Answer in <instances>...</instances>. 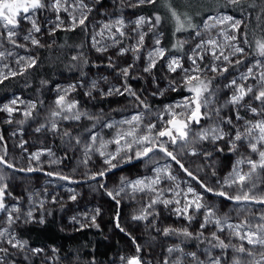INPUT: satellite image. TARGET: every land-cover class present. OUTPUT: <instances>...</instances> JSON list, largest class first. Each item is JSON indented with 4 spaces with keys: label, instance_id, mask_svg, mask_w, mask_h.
Listing matches in <instances>:
<instances>
[{
    "label": "snow or ice",
    "instance_id": "6c2138e0",
    "mask_svg": "<svg viewBox=\"0 0 264 264\" xmlns=\"http://www.w3.org/2000/svg\"><path fill=\"white\" fill-rule=\"evenodd\" d=\"M100 2L0 0V84L25 76L37 67L39 57L32 55L31 49L51 48L55 44L54 40L50 44L42 43L45 33L54 37L57 32H76L79 29L88 37L95 52L104 54L115 49L116 57L130 55L133 61L120 67L109 56L106 66L116 72L121 83L104 90L99 87V81L93 80L90 90L84 95L93 97V91H96L102 97L128 96L135 102V111L118 120L106 117L103 110L94 114L83 109L80 101L71 96L77 87H84L83 83L64 88L58 86L57 96L43 119L39 118L37 111L38 103L42 106V101H25L16 96L0 104V113L7 114L4 123L21 126L11 135L22 136L23 126L35 121V133L51 132L59 135L70 147L79 148L83 153L82 164L87 165L93 155H98L107 167L86 173L91 180L105 177L121 163L133 159L145 160L152 175L121 178L115 190L106 189L104 184H100V188L105 189L117 206L122 199L136 201L139 196L144 200L139 211L131 217L134 221L152 224L149 217H159L158 205L168 209L178 220L186 221L181 227L155 228L153 225L161 236L176 237L179 241L163 250L164 255L157 264H264V34L258 37L255 33L250 34L245 30L246 19L217 10L232 7L243 12L245 7L257 8V0H207L201 7H207L210 13L215 11L216 14L205 15L200 23L195 22L199 11L193 15L187 10L180 11L172 0H163L168 13L167 22L172 28L170 46L162 44L163 31L159 29L165 18L160 13L139 15L134 20L113 13L103 22H93L94 6ZM157 2L128 0L127 6L137 8L156 5ZM186 6L192 7L191 0H186ZM259 11L261 15L256 17V27L264 33V4ZM186 32L190 33L187 38L181 35ZM149 36L152 38L150 45L146 43ZM21 49L28 54L21 55L18 51ZM81 59L85 65L88 63L82 52L72 56L73 61ZM140 61L144 62L142 71L146 74H153L158 65L171 74L170 78L165 77L167 87L163 89L153 76L157 90L151 95L164 96L169 91L186 94L178 101L154 109L128 83L130 77L138 78L132 76V72ZM225 74L231 75V78ZM217 77H224L227 82L214 87ZM100 80L107 83L108 77H101ZM41 83L46 84L47 81ZM222 90H227L226 96H223ZM17 114L20 119H15ZM82 120L92 123L74 135L71 126H79ZM64 123L69 127H62ZM221 142L228 146V151L235 154L236 159L223 176L212 167L210 176L213 183H207L185 167L182 156L211 158L213 151L207 150L204 145H212L214 151L223 152L224 148L219 146ZM27 143V140L21 139L16 146L28 152ZM44 156L55 157V153L50 147L38 148L28 153L27 168H17L8 158V144L4 135L0 134V264H17V255L28 262L45 252L44 248L32 247L28 239L20 236L19 230L21 225H44L45 203H57V198L53 196L46 201L40 192H30L27 203L31 206L25 207L23 197H17L10 191L11 177L3 171L4 168L29 173L43 171L44 161L41 158ZM162 160L177 165L203 191H197L190 184L182 188L172 172V164H161ZM47 162L50 165L60 163L56 158ZM198 170L203 172V166ZM45 175L68 183H80L60 172L48 171ZM166 181H171V185L161 187ZM44 191L46 193V189ZM205 192L236 205L233 209L235 215L221 213L216 203L205 200ZM37 197L40 199L37 200ZM69 199L76 201L77 195L73 194ZM256 205L260 207H254ZM93 211L91 215L84 212L70 218L71 222L79 225L77 230L99 228L96 221L101 209L97 207ZM197 217L200 218L199 227L191 231ZM115 221L116 227L126 232L120 223L119 210ZM126 234L132 240L134 252L121 255V264H152L141 255L144 248L136 238ZM189 240L206 241L207 247L199 253L186 251L185 242ZM217 249L220 251L217 252ZM229 250L234 253L230 258L226 255ZM52 252L56 253L58 249L53 248Z\"/></svg>",
    "mask_w": 264,
    "mask_h": 264
},
{
    "label": "rangeland",
    "instance_id": "374dc122",
    "mask_svg": "<svg viewBox=\"0 0 264 264\" xmlns=\"http://www.w3.org/2000/svg\"><path fill=\"white\" fill-rule=\"evenodd\" d=\"M163 3V0H161ZM128 0H101L99 4H95V11L92 13L91 19L93 22L95 21H105L108 18L112 16L113 13H118V14H123L126 19H131L134 20L137 16L139 15H145L144 13L140 12V7L137 8H131L127 6ZM147 6V5H146ZM180 11H189V8H187L186 5H183L181 7H178ZM203 8V7H202ZM162 9H163V16L165 18V22L161 24L160 29L163 31V37H162V44L164 46H167L165 44V37L169 36L171 40L173 41L172 33L168 32L169 34L166 35L165 28L166 26H169V23L167 22L168 19V13L166 8L162 4ZM204 9V8H203ZM203 9H198V10H192L189 11L192 14H195L197 11L202 12ZM220 12H224L225 14H230L233 15L227 11L223 10H218ZM207 14H216L215 11L212 13H206L204 15H200L199 17L195 18L196 23H200V21L203 19V17ZM237 18H244L247 19V14L244 12L234 14ZM183 37L187 38L189 37L190 33H183L181 34ZM77 46L78 45H83V47H75V48H81V51L84 54V57L88 59L89 62L93 65L92 69L90 71H87L86 75L84 74L81 76L79 75H73V76H63V75H58L56 79L52 83L48 82L46 84H42L41 81H46L44 78H41L40 80H37V87L30 92V94L25 95L19 91L8 94L2 98H0V104L7 103L10 101L12 98L16 96H20L23 100L25 101H42L43 105L40 106L38 103V114L39 118L43 119V117L46 115L47 110L49 107L52 106L53 101L55 97L57 96V87H67L70 84H80L83 83L84 87H77L76 91L71 93V96L77 100L80 101L81 107L83 109H86L87 111L96 114L94 110L95 107L92 106L94 103L97 105L99 101L101 103L104 102L105 97H102L99 92L93 91V97H88L85 96L84 93L87 90H90V84L91 81L97 80L99 81V87L101 89L107 90L108 87L112 85H119L121 83V80L119 77H117L116 72L111 69L106 67L107 65V58L109 56H112L114 60L117 61L120 67L126 66L128 63L133 62L132 57L125 56V57H116L115 55V49H110L108 52L104 54H100L95 52V50L91 47L90 42L88 37L85 36V34L79 30L77 32ZM76 38V36H75ZM55 41V44L51 48H32L31 49V54L34 56H38V51L40 49H47L48 54H58L61 52V55H77L80 52L76 51H68L69 53L64 52V50H56L55 45L58 43L57 36H49L46 33L42 36V43L45 44H50L52 41ZM147 44L152 43V38L149 36V38L146 41ZM59 45V44H58ZM21 55H27L28 53L24 52V50H18ZM48 56V55H47ZM52 57V56H51ZM55 57V56H54ZM52 57V58H54ZM250 58V57H249ZM72 60V56L70 57ZM78 63V62H74ZM144 66V62L140 61L139 66L132 72L133 76H136L138 78L143 79L144 85L138 84L136 85L135 83H130L131 87L137 91L138 94L142 96V98L146 99V101L153 106L154 109H160L162 108L165 104L172 103L174 101H178L182 95H185L183 91L181 92H166L164 96H153L151 93L155 92L157 90L156 88V83L153 82V76L156 77V82L159 84L160 88L163 89L167 87V79L165 77L171 76V74L167 73L165 69L160 67L158 65V68L154 70L153 74H146L142 71V68ZM229 79L231 78V75L225 74ZM107 76L108 77V82L105 83L102 80H100L101 77ZM227 80L224 77H217L216 81H214V87L216 86H222L224 83H226ZM177 93V94H175ZM223 96L227 95V90H222ZM134 100L131 97L124 96L123 99H121L118 103L116 102H111L108 101L107 105L110 107L111 110L108 111L107 107V113L110 114V117L113 119H120L122 116H127L129 115L132 111H135L133 105H134ZM98 108V107H97ZM96 108V109H97ZM93 109V111H92ZM244 115V113H242ZM21 117L19 114L16 115L15 119H20ZM249 118H251L249 116ZM7 119V114L6 113H0V134H3L5 137V141L8 144V149H15L17 150L19 156L21 159L25 161V168L29 166V159H28V153L36 151L38 148H44V147H50L52 151L55 153V157H47L44 156L42 157L43 167L44 168H49L52 169L55 172H63V174L67 175H72L77 176L78 178H84L81 177L83 176H88L86 173L91 174L94 170V168L98 170H102L106 165L103 164L102 159L98 155H93L92 160L87 164L84 165L81 163V160L83 159V153L82 151L75 147L72 146L70 147L68 144L64 143L63 140L59 135H53L51 132L48 133H40L37 134L34 132V128L36 127L35 121H29L27 124L23 126V135H17V136H12L11 133L13 131H16L18 128L21 126L13 123V124H6L4 123V120ZM85 125L90 126L91 121L84 120L83 121ZM5 128V131L3 129ZM62 127L67 128L69 125L67 123H64ZM79 126L73 124L71 126V131L74 133L81 132L82 130L78 131ZM99 127V126H98ZM105 132H108V130H104ZM39 137V140L37 139ZM27 140L28 143L25 145V147L28 149V152H23L22 149L17 147L16 145L20 142V140ZM220 147L224 148L223 152L230 153L228 151V146L224 143L221 142ZM204 147L209 150L213 151V155L211 158H208V165L204 166L203 163H197V166L200 168L203 166L204 171L201 172L198 169L196 170V175L201 177V179L206 180L208 183H213V178L210 176V172L212 170V167L214 166L215 169L217 170L218 174L220 176H223L226 171H228L232 165L233 160L236 158L235 154L230 153V159L224 160V154L223 152H217L213 150L212 145L205 144ZM243 151V149H242ZM190 157H195L198 159L199 157L203 156H182L181 159L184 163H187L190 165L191 159ZM56 158L59 159L60 163L50 165L47 161ZM205 158V157H203ZM164 163H169L167 160H162L161 164ZM36 166V165H33ZM2 167V166H0ZM78 168V169H76ZM3 171L5 172L6 175L11 177V180L9 181V186H10V191L17 196V197H23L22 204H24L25 207H30L27 203L28 200V193L32 192H40L41 197H43L46 201L50 200L51 197L55 196L57 198V203H50L46 202L45 203V209L47 211H56L59 210V214L57 215L58 217V224L59 227L65 231H75L79 228V225L71 222L70 218L73 215H78L82 214L84 212H87L89 215L94 214V209L99 207L101 211L103 210L101 208V205L99 204L98 197H101V194H106L104 188H100V184H104L105 188L108 190H115L119 185L121 178H128V179H135L137 177L145 176V175H152V173L149 171V165H147L146 161H143L141 165L139 166L138 170H132L129 173H121L117 177L112 178V179H107L103 182H93L88 185L83 184L81 187H75L74 185H68L65 188L63 187L65 182L62 183H57L55 180L50 179L49 177L43 176L37 180L36 178H23V177H13L12 174L9 172V169L4 168ZM84 171V172H83ZM95 172V171H94ZM93 172V173H94ZM172 172L174 175L178 177V182H180L181 187H185L187 184H190L191 186L195 187L197 191H201L202 189L199 188V186H195L194 181L189 179L188 177H184L172 168ZM80 176V177H79ZM171 181H166L164 184L161 185V187H167L171 185ZM46 189V193L45 190ZM72 191H69V190ZM77 195V200L76 201H71L69 197L71 195ZM170 195V194H168ZM205 196V194H204ZM140 199L139 207L134 208L136 209L137 213L139 211V208L141 204H143L145 201L142 200L139 196L137 197ZM37 200L40 199V197L36 198ZM205 200L209 202L207 197L205 196ZM11 202V201H10ZM157 210L161 211L163 214L167 216V220H169L171 223H167V220L162 222L160 225H155V228H163L166 226H173V227H181L185 226L186 221L183 219H177L173 214H171L168 209L163 208L162 206H157ZM134 213V214H135ZM97 217V224H102L105 222V217L103 212L100 213ZM232 214V213H231ZM39 215V213H37ZM161 215V214H160ZM160 215L158 218H155L154 221L152 222V226L156 221L160 219ZM132 216L129 217V221H134L131 219ZM103 218V219H102ZM46 219V215H45ZM82 222L83 219L81 217ZM100 220V221H99ZM150 220V219H149ZM140 222H146V221H140ZM199 222L200 218L197 217L195 221H193L190 230L191 231H196L199 227ZM33 225H40L38 223H32ZM29 225V224H27ZM22 226V225H21ZM20 226V229H21ZM96 228V227H95ZM153 233L155 234V239H152V236H146V238H140V236H134L136 238V241L144 248V251L141 253L147 260L152 261V264H157V262L162 258L164 255V249L169 246L170 244L173 243H178L179 241L175 239V237H170V238H165L161 236L159 233L157 234L156 231L154 230L153 227ZM128 237H130L128 235ZM233 243H238V241H233ZM152 244V246H150ZM128 245H131V249L133 251L131 252H123V253H118L114 255L111 259V262L108 264H121L119 257L121 255H131L134 252V245L132 243V240L128 239ZM185 247H187V244H185ZM45 249V252L36 257H32V259L28 262L23 261L22 257L20 255H17L15 258L17 260V264H92V263H87L84 259L77 258V260L67 263L65 260H61L59 255L56 253L52 252L53 247H41ZM145 248H149V250H146ZM195 251H197L195 248L191 247ZM219 252V251H217ZM151 253V254H150ZM226 255L230 258L234 253L232 252H227ZM48 258L47 260L45 258ZM227 264V262H226Z\"/></svg>",
    "mask_w": 264,
    "mask_h": 264
},
{
    "label": "trees",
    "instance_id": "16d2710c",
    "mask_svg": "<svg viewBox=\"0 0 264 264\" xmlns=\"http://www.w3.org/2000/svg\"><path fill=\"white\" fill-rule=\"evenodd\" d=\"M172 2L173 5L176 7H181L183 5H186V0L185 2H182V0H172ZM206 2L207 0H191L192 7L189 8V11L194 10L195 12V10L204 8L202 12H200V15L210 13L207 7H203V8L201 7V5ZM162 4H163L162 1L158 0L156 5L141 6L140 12L146 14L147 16H151L153 13L158 12L161 14V16H163ZM262 4H264V0H257V8L252 9L245 7L243 11L244 13L247 14L246 20L248 21L245 30L248 31L250 34L255 33L257 37L259 35L264 34L261 33L260 29L256 27L257 25L256 17L261 15L259 9ZM217 10L227 11L233 15L241 13L239 9L232 7L219 8ZM165 31H166V35L169 34L168 32L172 33V28L170 24L169 26H166ZM77 32H79V29H77L76 32H57L56 36L58 43L55 45V49L60 50L61 48V50H64V52L66 53H69L68 51L80 52L81 48H75L78 44ZM171 43H172L171 38L169 36H166L165 44L167 46H170ZM73 53L71 56H73ZM60 54L61 52L58 54H52V52L51 54H48L47 49H40L38 51L39 63L37 67L30 70V72L25 76H17L14 79H9L5 81L4 84H0V98L17 91L25 95H28L37 87V80H40L41 78H44L46 81L52 83L54 79L57 78L58 75L82 76L84 68L88 67L91 63L89 62V60H87L88 63L85 65L83 59L79 61H73L70 59L71 57L70 55L59 56ZM51 56L52 57L55 56V57L52 58ZM74 62H78V63H74ZM128 83H135L136 85L140 84L139 81L137 82L130 78L128 79ZM121 99H123V97L116 96L109 98V101L113 100L114 102L118 103ZM92 106H94V104ZM80 125L77 129L78 131L83 130L84 127H87V125H85L84 123H81ZM3 129L5 131L4 127ZM75 134L76 133H74V135ZM8 150H9L8 158L13 163H15L17 167L25 168V161L20 158L17 150L15 149H8ZM223 154H224V160L228 161L230 159V153L223 152ZM43 170L53 171L52 169L44 168V167ZM9 172L12 174L13 177H19V178L31 177L39 180V178L43 177V175L36 173L21 174L11 170ZM60 173L63 174V172ZM68 176H72V175H68ZM55 181L62 183V181L60 180H55ZM88 184L90 183H87L85 185ZM82 185L83 184L74 185V186L79 188ZM204 194L209 200V203H216L218 205L221 213H232L233 216L235 215L233 209L237 207L236 205H233L231 202L225 201L219 197L212 196L206 192ZM98 200H99V204L101 205V208L103 209L101 212H103L104 215H106L105 222H103L101 225L99 224V228L85 227L83 230H75L71 232L65 231L59 227L58 217H57V215L59 214V210H56L54 212L47 211V212H51V215H47V212L45 213L46 223L44 225H39V226L33 224L22 225L21 229L19 230V234L23 238L28 239L32 247H53L58 249L57 255H59L61 260L63 261L65 260L67 263L73 262L77 260V258H81L84 259L87 263H92V264H108L111 262V259L114 255L118 253H123V252L129 253L133 251V249H131V245H128V239L130 240L131 238L128 237L126 233H130L132 237L140 236V238H146V236H152V237L155 236V234L152 231L153 226L148 221L140 222V221L128 220L129 217L136 212V209L134 208L139 207L140 202L138 201H140V199L137 198L136 201L122 199L121 204L119 206H117L116 203L110 197L107 196V194H101V197H98ZM254 207L259 208L260 206L256 205ZM118 210L120 212L121 226L125 228L126 232H121L116 227L115 216ZM159 212L161 214L160 219L158 221L155 220L153 224L154 226L158 224L160 225L162 222H164L163 219L165 221L167 220L166 219L167 216L163 214L161 211ZM149 219L152 222L154 221L153 217H149ZM167 223L170 224L171 222L167 220ZM206 235H207V231H206ZM175 239L177 240L176 237ZM185 244H187V247L195 248L198 253L202 249L207 247L206 241L204 243H200L196 240H189L186 241ZM198 244L199 247H197ZM150 246H152V244H150ZM145 249L149 250V248H145ZM216 251H220V250L217 249ZM228 252H231V250H229Z\"/></svg>",
    "mask_w": 264,
    "mask_h": 264
},
{
    "label": "flooded vegetation",
    "instance_id": "af4514ba",
    "mask_svg": "<svg viewBox=\"0 0 264 264\" xmlns=\"http://www.w3.org/2000/svg\"><path fill=\"white\" fill-rule=\"evenodd\" d=\"M92 67H93V65L90 63V65L88 66V67H86V68H84V71H83V73H82V75L84 74V76L86 75V73H87V71H90L91 69H92ZM107 67V66H106ZM70 76H72V75H70ZM133 76V75H132ZM81 77V76H80ZM81 79H83L82 77H81ZM130 79H132L131 77H130ZM132 80H135V81H139L140 83H141V85H144V81H143V79H142V81H141V79L140 78H136V79H132ZM130 84V83H129ZM111 97H116V96H109V97H105V99H104V102L103 103H101V101H99L98 103H97V105L94 103V105H95V107H93L94 108V110L95 111H93V109H92V111L93 112H95L96 114H98V113H100L101 112V110H103V113L105 114V116L106 117H110V114H108L107 113V109H108V111L109 110H111L110 109V107L107 105V102L109 101V98H111ZM111 102L113 101V100H110ZM114 102V101H113ZM98 107V108H97ZM106 107H107V109H106ZM97 108V109H96ZM110 112V111H109ZM84 120H82L81 121V123H84L83 122ZM80 123V124H81ZM81 126V125H80ZM190 159H191V163H190V165H188L187 163H184L185 164V167H187V168H189L190 170H192L193 172H195V174H196V170L197 169H199V167L197 166V163H203V165L204 166H206V165H208V158L206 159V158H203V157H199L198 159H196L195 157H190ZM134 160V159H133ZM143 161H145V160H140V161H138V162H136V163H132V164H130V165H126V166H124L123 168H120V169H118V170H112L110 173H108V174H106V176L105 177H103V178H100V179H98V180H95V181H93V182H103V181H105V180H107V179H112V178H115V177H117L119 174H121V173H129L130 171H132V170H138V168H139V166L141 165V163H143ZM169 163H171L172 164V168L175 170V172H177L178 174H180V175H182V176H184V177H188V176H186L180 169H179V167L177 166V165H175L174 163H172V162H170L169 161ZM124 163H121L120 164V166L121 165H123ZM106 168V167H105ZM97 172V171H100V170H98V169H96V168H94V170H93V172ZM84 172V171H83ZM92 172V173H93ZM74 177H76V178H73V179H83V178H78L77 176H74ZM80 177V176H79ZM81 177H84V178H88V176H81ZM189 179H191L190 177H188ZM192 180V179H191ZM206 181V180H205ZM93 182H90V183H93ZM208 183V182H207ZM85 184H87V183H85ZM194 184H195V186L197 187L198 185L196 184V182L194 181ZM203 191V190H202Z\"/></svg>",
    "mask_w": 264,
    "mask_h": 264
},
{
    "label": "water",
    "instance_id": "95a60500",
    "mask_svg": "<svg viewBox=\"0 0 264 264\" xmlns=\"http://www.w3.org/2000/svg\"><path fill=\"white\" fill-rule=\"evenodd\" d=\"M140 160H142V159H134V160H132L131 162H126V163H124L123 165L118 166L117 168H115V169H113V170H118V169H120V168H123V167L126 166V165H130V164H132V163H136V162H138V161H140ZM17 168H19V167H17ZM9 170H11V169H9ZM11 171H13V170H11ZM14 172L21 173V174H27V173H28V174H32V173H36V174H41V175H43V176L49 177V176L45 175V172H48V171H46V170H43V171H37V172H31V173H29V172H20V171H14ZM110 172H111V171H110ZM110 172H107V174L110 173ZM49 178L52 179V180H59V179H57V178H55V177H49ZM98 179H100V178H98ZM98 179H97V180H98ZM75 180L80 181V183H68L67 181H62V180H60V181H62V182H66V183H68V184H70V185H79V184H85V183H90V182L95 181V180H91V179H89V178L75 179ZM208 194H210V193H208ZM210 195H212V194H210ZM212 196H215V195H212ZM216 197H218V196H216ZM219 198H221V197H219ZM221 199H222V198H221ZM225 201H227V200H225ZM228 202H230V201H228Z\"/></svg>",
    "mask_w": 264,
    "mask_h": 264
},
{
    "label": "built area",
    "instance_id": "2783aa9c",
    "mask_svg": "<svg viewBox=\"0 0 264 264\" xmlns=\"http://www.w3.org/2000/svg\"><path fill=\"white\" fill-rule=\"evenodd\" d=\"M236 159V158H235ZM234 159V160H235ZM234 160H233V162H234ZM233 162H232V164H233ZM232 166V165H231ZM231 168V167H230ZM230 170V169H229ZM228 170V171H229ZM228 171H226V173L228 172ZM57 183H60V182H57ZM66 186H70V185H68V184H66V182L64 183V185H63V187L65 188ZM185 250L186 251H195L194 249H192L191 247H185Z\"/></svg>",
    "mask_w": 264,
    "mask_h": 264
}]
</instances>
